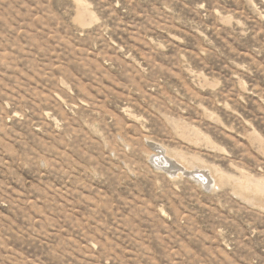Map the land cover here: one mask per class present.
Wrapping results in <instances>:
<instances>
[{
    "label": "rangeland",
    "instance_id": "1",
    "mask_svg": "<svg viewBox=\"0 0 264 264\" xmlns=\"http://www.w3.org/2000/svg\"><path fill=\"white\" fill-rule=\"evenodd\" d=\"M0 264H264V0H0Z\"/></svg>",
    "mask_w": 264,
    "mask_h": 264
},
{
    "label": "bare ground",
    "instance_id": "2",
    "mask_svg": "<svg viewBox=\"0 0 264 264\" xmlns=\"http://www.w3.org/2000/svg\"><path fill=\"white\" fill-rule=\"evenodd\" d=\"M153 148H158L159 146L155 143H151ZM156 152L153 154L152 156V161H154L155 163H157L160 167L161 166H170L168 171L169 174L174 175L175 172H183L189 175H194L195 179L197 181H200L203 185L208 182V184L211 182V180L209 179V173L201 171V170H190L188 168H182V167H178L180 165H178L177 162H175L174 158L171 157L168 153H165V151L158 149L155 150ZM163 169V167H161ZM207 184V185H208Z\"/></svg>",
    "mask_w": 264,
    "mask_h": 264
},
{
    "label": "water",
    "instance_id": "3",
    "mask_svg": "<svg viewBox=\"0 0 264 264\" xmlns=\"http://www.w3.org/2000/svg\"><path fill=\"white\" fill-rule=\"evenodd\" d=\"M154 149H156V148H154ZM158 151V150H157ZM153 162V164L154 165H156V166H159L157 163H155L154 161H152ZM161 167H163V169H166V170H169L170 169V166H161Z\"/></svg>",
    "mask_w": 264,
    "mask_h": 264
}]
</instances>
